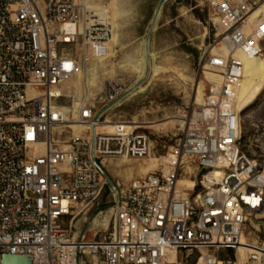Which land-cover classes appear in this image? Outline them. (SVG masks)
<instances>
[{"label": "built area", "instance_id": "1", "mask_svg": "<svg viewBox=\"0 0 264 264\" xmlns=\"http://www.w3.org/2000/svg\"><path fill=\"white\" fill-rule=\"evenodd\" d=\"M256 6L212 2L217 32L207 66L219 81H210L156 169L114 187L105 164L145 159L150 135L104 118L121 92L112 83L101 110L88 99L65 103L84 62L109 54L112 25L90 21L83 0H0V264L7 253L33 264H82L85 255L99 264H165L179 251L199 253L201 264L264 262L258 253L243 263L239 255L264 213V169L242 150L237 109L246 75L240 54L263 56L264 14L252 19ZM182 176L194 185L179 187ZM108 184L111 231L99 240L72 234L69 218Z\"/></svg>", "mask_w": 264, "mask_h": 264}, {"label": "rangeland", "instance_id": "2", "mask_svg": "<svg viewBox=\"0 0 264 264\" xmlns=\"http://www.w3.org/2000/svg\"><path fill=\"white\" fill-rule=\"evenodd\" d=\"M160 1L86 0L89 17L96 21L102 18L113 21L116 40L111 41L107 57H92L82 65V71L85 64L89 71V93L81 82V76H76L67 84L70 96L65 103L88 99L96 102V110H101L104 108V91L114 81L121 92L104 118L136 122L153 141L151 154L145 159H112L105 164L106 174L117 185L156 168V157L166 153L183 135L188 118L203 105L210 81L214 79L209 73L211 68L207 66L217 32L213 24L214 0H165L151 33L149 49L155 53L154 63L163 68L162 72L150 80L144 79L142 89L127 92L141 81L139 73L130 64L141 57ZM250 1L259 7L264 6V0ZM258 80L264 84V41L263 56L252 69L247 92L252 83ZM199 85L204 91L202 105L197 103ZM244 104L246 106L241 113L242 150L264 169V85L256 96L246 97ZM194 180L182 176L179 186L192 187ZM110 187L108 184L97 201L82 206L69 218L72 234L99 240L111 231L113 195ZM259 218L256 227H248L244 245L264 246V213ZM240 253L243 263L246 259L245 247L240 249ZM199 255L189 251H179L177 256L171 253L169 262L165 264H201ZM99 263L91 255H85L82 259V264Z\"/></svg>", "mask_w": 264, "mask_h": 264}, {"label": "bare ground", "instance_id": "3", "mask_svg": "<svg viewBox=\"0 0 264 264\" xmlns=\"http://www.w3.org/2000/svg\"><path fill=\"white\" fill-rule=\"evenodd\" d=\"M83 3H84V8H85L86 7V0H83ZM85 11L87 12L86 8H85ZM156 12H157V10H156ZM156 12H155V14H156ZM155 14H154V16H155ZM263 14H264V6L259 7V5H258L252 11V19H256L257 17H259ZM89 18H90V21H94V22L96 21L95 19H93L91 17H89ZM153 19H154V17H153ZM100 21H104L106 23H109V24L113 25V27H114L113 21H111V20H104V18H102ZM152 22H153V20H152ZM151 25H152V23H151ZM154 27H155V25H154ZM115 40H116V34H115L114 28H113V35L109 40L110 48H111V45H110L111 41L114 42ZM149 49H150V47H149ZM149 49H147V47H146V40H145L144 50L142 51L141 57L136 62H131V64H130L131 66L135 67V69L139 73V77L141 78V81L138 82L137 84L131 86L127 90V92H129V93L134 92L138 89H142L143 88L142 81L144 79L150 80L151 77L158 75L162 72L163 68L154 63L155 53ZM240 57L244 61L245 69H246V75H245L244 80L241 83V87L238 91V99H237V109L240 113H242L244 107L246 106V104H244L245 98L250 97V96H252V97L256 96V94L262 89L264 84H263L262 80H258L257 82L254 81V83H252V85H251L249 92H247V88L249 86L248 85L249 84V78L252 75V69H254L256 67V64H257V61L259 58H257V57L247 58L242 54H240ZM94 58H97V57H94ZM103 58H105V57H103ZM103 58H97V59H103ZM207 69H210V68H207ZM209 73H211L212 77L214 78L213 80L210 79L211 81H219L218 75H216L214 72H212L210 70H209ZM80 76H81V82L84 85L86 92L89 93V87L91 86V83H90V77H89V71L87 68V64H85L83 71L80 69L79 73L77 74V77H80ZM105 87H106V85H105ZM203 98H204L203 87L201 85H199L197 103H201L203 101ZM202 103L200 105H202ZM79 104H80V101H75V106H78ZM108 122H111V120H108ZM130 122L137 124L136 122H133V121H130ZM109 126L111 127V125H109ZM74 128H75V132H78V130H79L78 126H74ZM123 160H129V159H123ZM156 167H157V163H156ZM151 172H149V173H151ZM216 172H217L216 175H221V173L219 171H216ZM179 184H180V181H179ZM244 236L242 238V242H241V245L239 247L240 260H241L240 249L244 248V247L246 249V257L249 253H258L261 257H263L264 256V246H262V245L261 246L244 245ZM241 262H242V260H241ZM218 264H223V263L220 261ZM262 264H264V262H262Z\"/></svg>", "mask_w": 264, "mask_h": 264}, {"label": "water", "instance_id": "4", "mask_svg": "<svg viewBox=\"0 0 264 264\" xmlns=\"http://www.w3.org/2000/svg\"><path fill=\"white\" fill-rule=\"evenodd\" d=\"M165 0H161L158 8H157V12L154 16L150 31L146 37V47L147 49H149L150 47V38H151V33L154 30V25L156 24L157 18L159 16L160 10L162 8V5L164 3ZM107 180L109 181V183L115 187L114 182L112 181V179L106 174V172H104ZM2 264H33V261L30 257L27 256H20V255H13V254H4L3 255V261Z\"/></svg>", "mask_w": 264, "mask_h": 264}, {"label": "trees", "instance_id": "5", "mask_svg": "<svg viewBox=\"0 0 264 264\" xmlns=\"http://www.w3.org/2000/svg\"><path fill=\"white\" fill-rule=\"evenodd\" d=\"M244 111V110H243Z\"/></svg>", "mask_w": 264, "mask_h": 264}]
</instances>
